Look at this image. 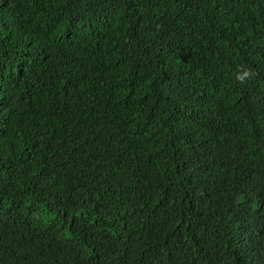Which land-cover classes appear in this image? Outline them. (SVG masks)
Masks as SVG:
<instances>
[{
  "label": "trees",
  "instance_id": "16d2710c",
  "mask_svg": "<svg viewBox=\"0 0 264 264\" xmlns=\"http://www.w3.org/2000/svg\"><path fill=\"white\" fill-rule=\"evenodd\" d=\"M0 264H264V0H0Z\"/></svg>",
  "mask_w": 264,
  "mask_h": 264
}]
</instances>
